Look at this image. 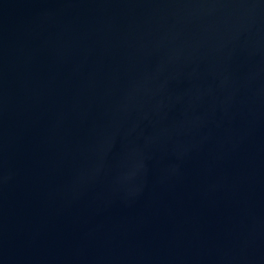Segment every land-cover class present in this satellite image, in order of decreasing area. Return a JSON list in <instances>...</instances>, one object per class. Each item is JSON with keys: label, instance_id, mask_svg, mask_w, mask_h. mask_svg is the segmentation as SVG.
<instances>
[{"label": "water", "instance_id": "1", "mask_svg": "<svg viewBox=\"0 0 264 264\" xmlns=\"http://www.w3.org/2000/svg\"><path fill=\"white\" fill-rule=\"evenodd\" d=\"M0 264H264V0H0Z\"/></svg>", "mask_w": 264, "mask_h": 264}]
</instances>
